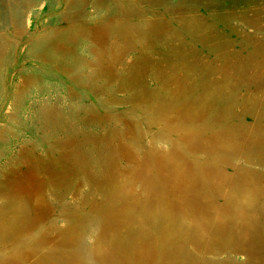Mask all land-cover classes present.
<instances>
[{"label":"rangeland","instance_id":"374dc122","mask_svg":"<svg viewBox=\"0 0 264 264\" xmlns=\"http://www.w3.org/2000/svg\"><path fill=\"white\" fill-rule=\"evenodd\" d=\"M0 264H264V0H0Z\"/></svg>","mask_w":264,"mask_h":264}]
</instances>
